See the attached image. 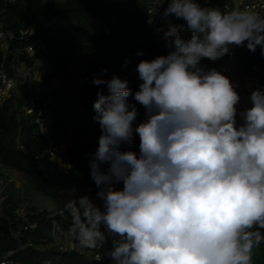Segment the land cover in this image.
Wrapping results in <instances>:
<instances>
[{
	"label": "clouds",
	"instance_id": "9594fccd",
	"mask_svg": "<svg viewBox=\"0 0 264 264\" xmlns=\"http://www.w3.org/2000/svg\"><path fill=\"white\" fill-rule=\"evenodd\" d=\"M16 1L1 11L0 22L18 55L8 54L1 66L9 76L16 67L27 79L0 95V109L9 103L17 120L30 116L37 127L31 135L44 141L39 156L67 174L74 167L65 158L72 142L56 141L52 132L68 131L63 101L76 91L55 74L48 53L39 55L45 45L33 39V27L7 21ZM136 2L139 31L147 28L167 54L136 65L132 49L124 48L118 57L127 79H105L107 69L93 78L107 89L98 88L92 105L100 129L89 160L95 199L72 189L64 210L57 202L16 204L10 189L19 177L9 185L10 177L0 179L9 238L0 256L10 264H252L264 251V77L256 88L250 76L264 68L251 64L248 73L232 58L234 47L255 52L259 46L264 60V12L252 10L262 0ZM24 30L31 33L20 39ZM138 35L126 46L141 44ZM227 58L250 81L243 90L220 67ZM203 60H219L223 73ZM138 80L136 90L128 86ZM56 90L62 98L52 102ZM137 104L144 109L139 121Z\"/></svg>",
	"mask_w": 264,
	"mask_h": 264
},
{
	"label": "trees",
	"instance_id": "16d2710c",
	"mask_svg": "<svg viewBox=\"0 0 264 264\" xmlns=\"http://www.w3.org/2000/svg\"><path fill=\"white\" fill-rule=\"evenodd\" d=\"M139 10L136 0H17L9 6L7 21L17 28L27 25L33 27V39L40 40L45 45L38 49L39 55L48 53L49 62L56 67L55 74L64 75L65 81L76 91L63 101V124L69 128L68 131L64 134L59 130L52 132L56 141L72 142V149L65 154V158L71 160L74 167L65 174L57 169L56 164L40 157L44 141L31 135L37 128L36 125L27 115L20 114V119L17 120L18 112L9 103L0 109L1 165L61 189H75L76 193L87 194L95 199L97 189L90 177L89 160L98 146L100 129L93 120L92 105L98 88H103L105 93L107 89L103 85H94L93 78L100 76L102 69H107L103 78L109 79L115 74L127 79V71L119 66L122 59L118 57L124 48L132 49L136 65L140 60H150L165 55L168 51L163 42L149 34L147 28L141 27L139 31ZM134 33L139 34L142 43L126 46ZM137 52H142L143 55L138 56ZM232 53L233 60L248 73L250 71L247 66L251 64L263 65L264 68L259 46L255 52L248 51L244 46L234 47ZM218 62L219 60H203L202 64L221 71ZM250 76L255 79L253 87L258 88L264 74L256 71ZM139 83V80L135 84L128 82V86L136 90ZM61 98L59 90H56L51 100L55 102ZM80 103H83L82 107L77 109L70 106L75 107ZM137 108L139 121L144 118V109L139 104ZM18 136V142L25 150L16 146ZM138 143L137 136L133 150L138 151ZM10 209L11 207L6 208V215ZM8 241L6 220L0 217V245H5ZM80 264L89 262L83 260Z\"/></svg>",
	"mask_w": 264,
	"mask_h": 264
},
{
	"label": "rangeland",
	"instance_id": "374dc122",
	"mask_svg": "<svg viewBox=\"0 0 264 264\" xmlns=\"http://www.w3.org/2000/svg\"><path fill=\"white\" fill-rule=\"evenodd\" d=\"M141 3L145 0H137ZM44 63L40 62L39 68L43 69ZM221 69L224 73L231 76L234 80L232 81L234 84L238 85L240 87V90H243L242 87L244 86L243 82H248V85H250V81L245 78V73L242 71V69H239L237 65H234L232 62V59L227 58L220 64ZM247 85V86H248ZM238 87L236 88V91H238ZM243 100L241 99L238 106H242L241 102ZM246 107V105H245ZM242 110V109H240ZM13 175V172L9 171V168L5 166L0 165V179L3 181H7L10 176ZM19 177V187L18 192L17 190L10 189V193L12 195L13 200L18 204V202L23 204H34L38 205V207L41 208H48L49 206L55 205L57 202V207L64 210V205L72 198V192L70 190H63L57 187L54 184L41 181L39 179L33 178L28 175H22ZM0 189H1V183H0ZM76 195H81L77 194ZM96 203L99 204L100 202L96 200ZM261 254H264L262 251H257L255 254V257L252 259V264H255V259ZM261 262H264V257ZM257 264L258 261H257Z\"/></svg>",
	"mask_w": 264,
	"mask_h": 264
},
{
	"label": "built area",
	"instance_id": "2783aa9c",
	"mask_svg": "<svg viewBox=\"0 0 264 264\" xmlns=\"http://www.w3.org/2000/svg\"><path fill=\"white\" fill-rule=\"evenodd\" d=\"M14 0H0V3L2 4V8L0 9V13L1 11H3L4 9H6V7L8 6L9 3H11ZM260 10H258L257 8H253L252 10L255 9V11L257 12H264V0H262V3H260L259 5ZM27 30V29H26ZM24 30V32L22 33V36H20V39H22L24 36H27L28 34H30V31H26ZM10 38L3 32L2 30V24L0 22V54H2V58L0 60V86L3 88H0V95L10 91L15 84L17 83H24L25 80L27 79V76L25 75L24 72H20V75L18 74V68L16 67H12V76H9V74L4 71L2 68L3 66H1L4 63L5 58L7 57L8 54L12 53L14 55H18V47L14 48V49H10ZM32 46H28L26 48V50L28 52L29 49ZM14 50V53H13ZM2 198L0 197V202H1ZM98 248L100 247L99 245L97 246ZM96 255L100 256L103 255L101 252L97 253ZM0 264H10L8 262V259L5 257V255L0 256ZM51 264H55V263H51Z\"/></svg>",
	"mask_w": 264,
	"mask_h": 264
},
{
	"label": "crops",
	"instance_id": "0c3cea01",
	"mask_svg": "<svg viewBox=\"0 0 264 264\" xmlns=\"http://www.w3.org/2000/svg\"><path fill=\"white\" fill-rule=\"evenodd\" d=\"M10 172H13V175L12 176H10V179H9V183H8V185L9 184H11V182L13 181V178L14 179H17V176H20V173H17V172H15L14 170H11ZM15 183H16V185H12L13 186V188H14V190H17V185H18V187H19V180L18 181H15ZM7 185V186H8ZM6 186V187H7ZM17 192H18V190H17ZM259 256L255 259V261H258V263L259 264H261L262 262V259H263V257H264V254H261V252H259ZM255 264H257V262L255 263Z\"/></svg>",
	"mask_w": 264,
	"mask_h": 264
}]
</instances>
